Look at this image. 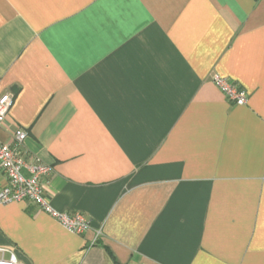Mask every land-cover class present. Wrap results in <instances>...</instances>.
I'll return each mask as SVG.
<instances>
[{
	"label": "crops",
	"instance_id": "obj_1",
	"mask_svg": "<svg viewBox=\"0 0 264 264\" xmlns=\"http://www.w3.org/2000/svg\"><path fill=\"white\" fill-rule=\"evenodd\" d=\"M6 92L0 142L26 132L52 206L92 221L0 204L22 262L264 264V0H0Z\"/></svg>",
	"mask_w": 264,
	"mask_h": 264
},
{
	"label": "built area",
	"instance_id": "obj_2",
	"mask_svg": "<svg viewBox=\"0 0 264 264\" xmlns=\"http://www.w3.org/2000/svg\"><path fill=\"white\" fill-rule=\"evenodd\" d=\"M212 81L232 105L244 106L248 103V94L234 82L219 75L214 76ZM14 98V93L0 94V127L13 106ZM27 137L26 132L18 130L12 143L0 142V176L3 175L7 181L6 186H0V204L31 202L68 231L84 235L92 228L91 219L79 212H60L52 206L45 194V179L51 176L53 168L37 159L32 162L27 160L23 148ZM0 264L26 263L19 259L14 247H0Z\"/></svg>",
	"mask_w": 264,
	"mask_h": 264
}]
</instances>
